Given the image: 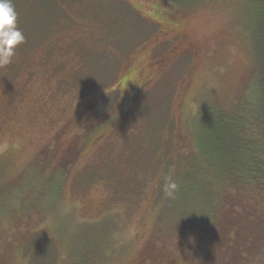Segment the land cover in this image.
<instances>
[{
    "label": "rangeland",
    "instance_id": "obj_1",
    "mask_svg": "<svg viewBox=\"0 0 264 264\" xmlns=\"http://www.w3.org/2000/svg\"><path fill=\"white\" fill-rule=\"evenodd\" d=\"M13 2L26 39L0 68V264L202 263L173 213L190 198L164 185L193 147L209 156L208 113L260 95L264 0Z\"/></svg>",
    "mask_w": 264,
    "mask_h": 264
},
{
    "label": "trees",
    "instance_id": "obj_2",
    "mask_svg": "<svg viewBox=\"0 0 264 264\" xmlns=\"http://www.w3.org/2000/svg\"><path fill=\"white\" fill-rule=\"evenodd\" d=\"M261 31L260 97L237 107L232 115L208 113L207 132L202 139L209 156L200 163L203 153L193 147L189 154L179 157L183 169L173 171L184 190L182 194L190 198L188 202H175L173 213L189 219L185 230L196 239V243H184L180 237L179 245L191 253L204 243L205 255L200 264L263 261L264 15ZM77 264H86L84 257H78Z\"/></svg>",
    "mask_w": 264,
    "mask_h": 264
},
{
    "label": "clouds",
    "instance_id": "obj_3",
    "mask_svg": "<svg viewBox=\"0 0 264 264\" xmlns=\"http://www.w3.org/2000/svg\"><path fill=\"white\" fill-rule=\"evenodd\" d=\"M25 36L19 28V14L13 0H0V68L11 65L16 52L25 43ZM179 185L172 176L166 178L164 194L175 198Z\"/></svg>",
    "mask_w": 264,
    "mask_h": 264
},
{
    "label": "flooded vegetation",
    "instance_id": "obj_4",
    "mask_svg": "<svg viewBox=\"0 0 264 264\" xmlns=\"http://www.w3.org/2000/svg\"><path fill=\"white\" fill-rule=\"evenodd\" d=\"M180 38H181V40L183 39V41H184V48H186L185 51H188V52H191L192 53V50L191 49H187V45H188L187 37L186 36H180ZM192 54H194V52Z\"/></svg>",
    "mask_w": 264,
    "mask_h": 264
}]
</instances>
